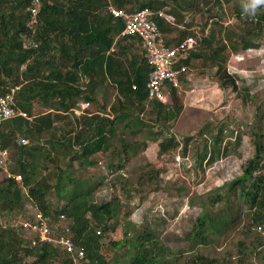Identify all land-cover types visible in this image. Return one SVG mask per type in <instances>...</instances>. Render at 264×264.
<instances>
[{
	"label": "trees",
	"instance_id": "trees-1",
	"mask_svg": "<svg viewBox=\"0 0 264 264\" xmlns=\"http://www.w3.org/2000/svg\"><path fill=\"white\" fill-rule=\"evenodd\" d=\"M169 2L174 6L172 12L180 22L188 10H203L207 13V19L205 24L194 29H189L191 23H188L187 28L180 30L178 37L165 36L166 43L174 46L186 36L194 35L196 29L202 31L204 35L200 44L182 62L189 67L194 61H202L211 69L221 88H231L239 94L242 92L243 97L251 101L253 95L249 88L239 87L237 75L229 72L225 51L229 49L231 53H237L261 46L264 7L258 10L255 17H247L242 8L243 0H40L38 21L32 27L28 10L31 0H0V93L5 91L1 79L5 76L13 77L15 84L39 81V86L30 97L17 101L18 106L27 113L32 97H40L44 101L57 99L55 107L34 116L31 121L17 117L12 119L11 128L0 130L1 143L10 150L9 170L21 175L20 181L13 177L0 178V211L10 214L21 209L23 213L15 227L9 224L0 227V264H65L68 260V255L59 247L48 243L30 245L21 235L20 221L32 218L30 206L33 200L53 220H57L60 213L66 215L74 243L85 250L80 264H111L100 252L101 235L96 234V229L104 231L115 226L117 222L111 220L119 212L120 202L115 197L102 202L94 200V185L88 179L73 177L68 170L74 163L78 168L93 166L97 153L110 150L119 125L122 132L129 128L135 135L141 134L145 139L157 142L159 154L175 152L178 147L183 148V154L187 151L191 137L181 141L170 131L165 134L161 130L153 131V122L142 117L141 114L147 111L150 119L164 125L176 119L182 104L175 88L170 90L166 103L148 98L146 82L150 67L143 48L140 54L146 66L135 70L132 66L128 71L124 61L126 49H133L132 41L136 39L140 45L141 42L135 36L119 35L123 19L107 11V6L112 4L128 13L149 7L172 14L165 9ZM223 3L233 5L239 23L226 26L224 30H215L211 22L215 20L218 24L220 14L216 6L221 7ZM157 21L162 33L173 30L167 25V20L159 18ZM26 39L37 45L25 47ZM110 88L113 91L112 100L108 95ZM96 99L101 100L102 110L91 116L82 115L74 122L66 116L67 113L72 114V108L79 107L83 101L90 104ZM259 116L262 121L264 112ZM58 120L62 121L60 128L53 124ZM52 129L54 132L50 133L49 151H45V155L57 150L66 151V168L56 166L48 175L37 177L36 168L42 147L30 143L13 144L16 150L12 154V138L18 132L30 142L41 132ZM62 131V135L57 134ZM221 134L222 129H219L210 146L206 143L202 145L200 166L203 161L211 163L227 151V147L221 145ZM254 135L253 154L242 165V173L221 186L222 194L214 199L218 202L216 211L209 213L203 209L187 231L186 239L208 244L216 241L219 234L231 230L241 221L240 208L234 201L238 197L246 203L248 210V230L245 233L250 234L249 228L252 226L264 228V135L260 129ZM235 139V144H239L241 137L236 135ZM120 141L123 148L117 151V155L122 156L133 149L134 142L126 141L122 136ZM12 163L15 166L10 169ZM112 168L113 165H108V169ZM153 179L156 178L149 176L150 181ZM50 189L64 201L60 206L49 205L47 191ZM126 226H130V223L127 222ZM253 236L255 250L263 244V238L259 234ZM157 237L154 227L146 225L142 230L134 229L131 237H127L124 230L123 237L112 241V244L116 247L127 246V264H165V249L159 245ZM212 263L203 255H196L189 264Z\"/></svg>",
	"mask_w": 264,
	"mask_h": 264
},
{
	"label": "rangeland",
	"instance_id": "rangeland-1",
	"mask_svg": "<svg viewBox=\"0 0 264 264\" xmlns=\"http://www.w3.org/2000/svg\"><path fill=\"white\" fill-rule=\"evenodd\" d=\"M173 8L171 2L167 3L165 9L171 11L174 21L167 22L173 30L163 32L164 36L178 37L180 30L187 28L190 23L189 29L205 24L207 19L205 11L188 10L180 22L172 12ZM216 9L220 14V23L216 24L215 20L211 22V27L215 30L219 28L224 30L226 26L239 23L231 3H223L221 7L216 6ZM222 33L220 32V39ZM225 54L228 55L229 72L237 75L239 87L249 88L250 94L253 95L251 101L245 99L242 92L239 94L231 88H221L211 69L202 61H194L188 70V76L191 78L189 80L183 78L181 87L177 89L182 108L176 119L161 125L150 119L147 111L141 114L148 122H153V131L161 130L164 134L170 131L181 141H184L185 137H191L185 154L181 147L176 148L175 152L159 154L157 142L145 139L141 134L135 135L129 128L122 132L119 125L110 150L106 153H97L93 166L78 168L74 163L69 168L68 171L73 177L88 179L89 183L94 185V200L102 202L115 197L120 202L121 208L111 220L117 223L100 233V252L109 263L127 264L128 260L125 252L127 246L124 244L122 247H116L112 241L122 238L124 230L127 237H131L134 229L142 230L148 225L154 227L159 245L165 249L163 254L165 264H189L196 255H203L208 261H213L212 264H264V228L252 226L249 228L250 234L245 233L248 230V210L240 197L234 201L240 208L241 221L231 230L219 234L216 241L208 244H200L192 238L186 239L187 231L203 209L209 213L216 211L218 202L214 199L222 194L221 186L242 173V165L253 154L255 131L260 129L264 135V116L262 121L259 120V115L264 112V32L259 48L241 50L237 53H231L227 49ZM23 68L24 66L21 69ZM1 79L4 88L20 86L16 101L26 100V96L30 97L32 91L39 86L38 80L15 84L13 77L4 76ZM20 92L23 96H20ZM108 92L111 93L108 95L112 100V89L110 88ZM28 103L31 104L28 113L38 116L48 111V108L55 107L57 99L44 101L35 96ZM89 109L94 113L102 110L101 100L92 101ZM12 122L13 120L4 122L0 130L6 131L11 128ZM23 127L25 129L27 123ZM219 129H222L221 145H225L227 151L211 163L203 161L200 166L199 153L202 145L206 143L210 146V141L218 134ZM51 132H54V129L43 131L30 142L18 132L12 138L10 146L12 154L16 150L13 144L19 146L30 143L42 147L38 156L37 177L48 175L56 166L66 168L65 163L68 160L66 151L57 150L53 154L51 152L45 155V151H49L48 141L51 140ZM57 134L62 135L63 131ZM236 135L241 137L239 144H235ZM121 136L126 141L134 142L133 149L127 150L122 156L116 154L123 148ZM110 164L113 165L111 170L108 169ZM14 166L12 163L10 169ZM3 176L4 173L1 171L0 178ZM149 176L156 179L150 181ZM47 200L51 207L60 206L64 202L53 189L47 191ZM21 216H23L21 209H16L10 214L0 211V227L8 224L17 225ZM127 222L130 226H126ZM23 234L21 231L22 236ZM256 234L263 238V244L254 250L253 235Z\"/></svg>",
	"mask_w": 264,
	"mask_h": 264
},
{
	"label": "built area",
	"instance_id": "built-area-1",
	"mask_svg": "<svg viewBox=\"0 0 264 264\" xmlns=\"http://www.w3.org/2000/svg\"><path fill=\"white\" fill-rule=\"evenodd\" d=\"M40 0H31L28 10L30 11L29 24L33 27L38 21ZM107 11L114 17L123 19V35L138 37L145 53L146 63L150 67L146 82L148 98L156 99L161 103H166L170 97L172 88L179 89L183 78L189 80L187 64L182 59L187 54L196 49L204 35L199 30H195L194 35H188L174 46L166 43V38L161 32L158 19L163 18L168 22H173L174 17L163 10H153L143 7L133 12H125L112 4L107 6ZM34 32V31H33ZM36 46L34 41L25 40L24 46ZM20 89L19 85L5 87V91L0 93V126L17 117L30 120L32 117L18 106L16 95ZM89 102L84 101L79 107L72 108L71 112L79 117L84 113H89ZM10 150L3 146L0 140V167L5 177H13L17 181L21 180L20 174H13L9 170ZM26 191L25 188H23ZM32 218L20 221V228L24 232L23 238L30 245L36 243H48L59 247L68 255L65 264H80L85 255L83 246L76 245L71 236V230L67 224L66 215L60 213L57 220L45 215L33 200L30 206ZM101 230L96 229V234Z\"/></svg>",
	"mask_w": 264,
	"mask_h": 264
},
{
	"label": "crops",
	"instance_id": "crops-1",
	"mask_svg": "<svg viewBox=\"0 0 264 264\" xmlns=\"http://www.w3.org/2000/svg\"><path fill=\"white\" fill-rule=\"evenodd\" d=\"M122 31V30H121ZM119 35H123L121 32H120V34ZM119 37V36H118ZM131 40V39H130ZM132 41V40H131ZM132 50L131 51H128L127 49H126V56L124 57V61H125V66H126V68H127V70L129 71L131 68L130 67H132V69H138L139 67H141L142 68V66L144 65V66H146V64H144V59H142L143 58V55L141 56V51H142V47H140V46H142V45H140L139 44V41L138 40H134V41H132ZM135 53V55H133V53ZM69 68V67H68ZM88 111H91L90 109H88ZM87 114V116H91V115H93L94 114V112L93 111H91V112H89V113H84V114H82V115H86ZM66 115H70V117L69 118H71L72 119V121L73 120H75V119H77V118H80V116L79 117H77V116H75L73 113L72 114H70V113H67ZM81 115V116H82ZM30 116L32 117L30 120H28V121H31L33 118H34V115H31L30 114ZM74 122V121H73ZM57 123H59V124H57ZM54 125H56V126H58V128H60L61 127V125H62V121L61 120H58V121H55L54 123H53ZM60 126V127H59Z\"/></svg>",
	"mask_w": 264,
	"mask_h": 264
},
{
	"label": "clouds",
	"instance_id": "clouds-1",
	"mask_svg": "<svg viewBox=\"0 0 264 264\" xmlns=\"http://www.w3.org/2000/svg\"><path fill=\"white\" fill-rule=\"evenodd\" d=\"M264 7V0H243L242 8L247 17H255L258 10Z\"/></svg>",
	"mask_w": 264,
	"mask_h": 264
}]
</instances>
